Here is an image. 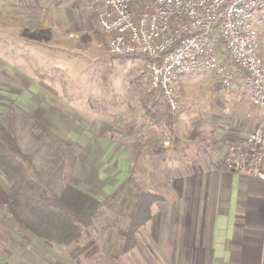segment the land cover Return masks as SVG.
I'll list each match as a JSON object with an SVG mask.
<instances>
[{"label":"crops","instance_id":"1","mask_svg":"<svg viewBox=\"0 0 264 264\" xmlns=\"http://www.w3.org/2000/svg\"><path fill=\"white\" fill-rule=\"evenodd\" d=\"M53 1L6 0L7 25L13 28L7 39V44L13 46L8 58L17 59L21 49L24 54L19 58L28 63L27 68L23 69L15 66L5 68L11 80L6 86L0 83V118L6 120L8 114L4 113L8 109L23 110L28 118L33 117L39 123L51 125L52 131L70 140L77 155L73 166L76 175L74 186L101 200L115 194L129 178L131 170L128 171L126 165L127 157L137 158L143 149L135 143L128 148L129 153L121 152L122 146L126 145L121 141L129 138L124 130H119V137L112 138V132L108 130L94 127L87 130L85 122L95 123L98 107L109 118L111 111H114L124 119L133 115L137 107L136 104L130 106L127 100L118 99H110L107 103L94 99L91 105L82 103L73 107V100H69L72 112L64 110L68 106L65 103L68 99L63 98L67 96L64 94L67 84L60 82V79L81 64L76 57L65 54L62 48L64 37L73 36L75 31L72 32V28L81 27L85 31L91 24L90 20L79 14L85 7L79 8L77 3L83 0ZM86 8L93 13H99L102 9L101 5H88ZM73 14H79L78 19H73ZM50 40L55 45L48 46ZM51 49L55 50L53 53L56 55L52 60L54 66L51 65L49 69L42 66L43 63L37 66L35 62L49 58ZM35 68L49 72L53 68L60 69L62 77H57L53 82L41 79ZM54 72L58 73L57 70ZM201 72L205 71L194 74ZM189 75L193 73L181 75L177 84ZM236 76L241 82L243 72L236 71ZM217 80L222 89L228 91ZM240 87L236 96L247 98L249 103H235L242 108L250 106L254 109L259 122L261 110L252 104L243 86ZM141 104L139 102V109L143 112ZM62 125H66V128L63 129ZM254 125L244 130L234 129L233 132L230 129L222 130L215 146L205 143L207 146L203 147L201 144L204 142H200L198 149L182 155L176 153V149L170 150L165 143V151L160 152L159 148L152 150L162 162L167 161L163 166L169 174H162L167 195L162 204L154 206L153 218L145 231L151 234L154 252L164 258L165 264H264V180L229 171L222 165L227 144L246 137L255 128ZM157 139L158 143H162V139ZM119 156L123 158L122 163ZM92 166L97 167L95 176L89 175Z\"/></svg>","mask_w":264,"mask_h":264},{"label":"rangeland","instance_id":"2","mask_svg":"<svg viewBox=\"0 0 264 264\" xmlns=\"http://www.w3.org/2000/svg\"><path fill=\"white\" fill-rule=\"evenodd\" d=\"M57 1L54 0L53 3ZM91 2L92 0H83L82 3L81 1L77 3L79 8L85 7L79 14L87 21L90 20L91 26L88 25L85 31L81 27L72 28V32L75 31V33L66 39L64 37L62 44L65 54L76 57L75 59L80 60L81 63L78 68L69 70V75H64V78L60 79V82L67 84L64 87V94L67 96L63 98L68 99L65 102L68 106L64 110L72 112L69 100H73V107L82 103L91 105L94 99L100 103L118 99L127 100L130 106L136 104L137 111L135 113L133 111V115H128L125 119L114 111L113 113L111 111L109 118L102 114L98 107L95 123L85 122L87 125L84 126L87 130L92 127L108 130L112 132V138L121 134L119 130H124L129 138L121 141L127 145L122 146L121 152L129 153L128 148L136 143L143 149L142 153L137 158L127 157L126 165L128 171L131 170L129 178L115 194L101 198V201L106 204L102 211L101 224L96 230L91 231L89 237L68 247L44 241L31 232L25 231L17 223L6 210L7 187L0 177V264H165L164 258L154 252V240L148 230L146 234V228L139 235V243L135 249L121 254L119 247L125 235L129 213L139 192L151 189L163 194L164 198L167 195L165 179L162 176V174H169L167 168L163 166L167 164V161L162 162L158 156H155L154 149L159 148L160 152L165 151L163 147L165 143L170 150L176 149V153L182 155L189 150L198 149L200 142H204L203 145L201 144L203 147L207 146L205 143L215 146V141L222 130L230 129L231 132L234 129L244 130L245 127H252V124H255L256 128L260 122V120L258 122V116L254 114V109L248 104H246L248 108L240 106L239 103L244 104L246 101L249 103L247 98L236 96L237 91L232 93L222 89L217 77L207 71L201 72L202 74L193 73L176 85L181 109L175 113L171 111L168 127L145 117L139 109V102L143 103L148 91H155L150 84L145 61L134 60L120 63L114 55L109 53L108 37L98 24L99 9V13L97 11L93 13L86 8ZM6 10V0H0V83L4 86L11 80L5 69L7 66L23 69L27 68L28 63L27 60L19 58L24 54L21 49L17 50L19 53L17 59L8 58L13 46L7 44V39L10 33L12 34L13 28L7 25ZM79 14L76 16L73 14V19H78ZM257 28L260 32V50L264 57V19L260 20ZM49 42L48 46L55 45L52 40ZM51 50L47 60L35 62L37 66H41V63L47 69L51 65L54 66L52 60L56 55L53 53L55 50ZM29 52L33 53L30 50ZM55 75L62 77L59 72ZM155 92L156 96L160 95L159 92ZM112 106L113 104L110 105ZM4 114H8L4 121L22 138L24 148L33 157L46 183L53 190H58L68 182L75 185L76 175L73 173V168L77 155L71 141L61 138L54 130L52 131L51 125L40 123L41 128L33 129L35 120L33 117L28 118L23 110L11 108ZM62 126L63 129L66 128V125ZM42 128L48 133L42 131ZM250 131L251 129L248 132ZM157 138L162 139V143H158ZM194 146L196 147L190 149ZM225 152L226 150L223 157ZM165 155L168 157L167 154ZM118 159H121L122 163L123 158L119 156ZM95 167H91L89 175H97L98 171ZM91 179L93 180V177ZM107 181L110 180L107 179Z\"/></svg>","mask_w":264,"mask_h":264},{"label":"built area","instance_id":"3","mask_svg":"<svg viewBox=\"0 0 264 264\" xmlns=\"http://www.w3.org/2000/svg\"><path fill=\"white\" fill-rule=\"evenodd\" d=\"M114 56L146 57L152 88L170 111L181 109L176 85L183 74L213 73L230 92L243 86L262 116L246 137L227 144L222 165L264 180V57L257 26L264 0H93ZM217 30L225 52L210 41ZM236 71L243 72L242 83Z\"/></svg>","mask_w":264,"mask_h":264},{"label":"trees","instance_id":"4","mask_svg":"<svg viewBox=\"0 0 264 264\" xmlns=\"http://www.w3.org/2000/svg\"><path fill=\"white\" fill-rule=\"evenodd\" d=\"M210 41L225 52L223 38L216 32L210 35ZM120 63L142 60L146 57L138 54L115 56ZM57 70L43 71L35 68L41 79L54 81ZM150 90L143 101L144 116L156 120L160 125L170 124V109L160 95ZM34 121V128H41ZM46 134L47 130L42 128ZM0 177L7 187V212L17 223L34 236L59 246L68 247L91 235L102 221L105 202L72 185L64 183L53 190L45 181L33 157L26 151L22 138L12 126L0 118ZM165 200L164 195L145 189L139 192L129 213L125 235L120 243L121 254L135 249L139 235L153 218V207Z\"/></svg>","mask_w":264,"mask_h":264}]
</instances>
